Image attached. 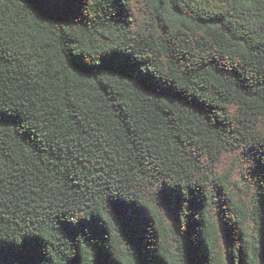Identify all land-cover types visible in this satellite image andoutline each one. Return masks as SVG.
I'll use <instances>...</instances> for the list:
<instances>
[{"label": "trees", "instance_id": "1", "mask_svg": "<svg viewBox=\"0 0 264 264\" xmlns=\"http://www.w3.org/2000/svg\"><path fill=\"white\" fill-rule=\"evenodd\" d=\"M0 264H264V0H0Z\"/></svg>", "mask_w": 264, "mask_h": 264}]
</instances>
